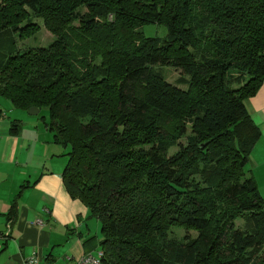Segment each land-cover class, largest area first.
<instances>
[{"label": "trees", "instance_id": "16d2710c", "mask_svg": "<svg viewBox=\"0 0 264 264\" xmlns=\"http://www.w3.org/2000/svg\"><path fill=\"white\" fill-rule=\"evenodd\" d=\"M42 26L55 40L21 49ZM263 82L264 0H0V101L49 110L103 264H264L246 106Z\"/></svg>", "mask_w": 264, "mask_h": 264}, {"label": "crops", "instance_id": "0c3cea01", "mask_svg": "<svg viewBox=\"0 0 264 264\" xmlns=\"http://www.w3.org/2000/svg\"><path fill=\"white\" fill-rule=\"evenodd\" d=\"M246 106L261 132L247 169L264 196V82ZM0 109V264H76L100 250V222L63 179L69 149L39 115L7 102Z\"/></svg>", "mask_w": 264, "mask_h": 264}, {"label": "rangeland", "instance_id": "374dc122", "mask_svg": "<svg viewBox=\"0 0 264 264\" xmlns=\"http://www.w3.org/2000/svg\"><path fill=\"white\" fill-rule=\"evenodd\" d=\"M84 12H86V10H84ZM37 22H39V21L37 20ZM141 31L143 32L144 36L148 37V38L165 39L168 35L167 28L165 26H159V25H145L141 28ZM54 40H55V37L44 26H42L40 31L34 37H32L31 39L19 42V47L21 49H25V48H29V47H34V48L46 47L50 43H52ZM155 69L169 83L177 85L178 87H180L182 89H187V85H185L186 83L184 82V79L186 77H184L182 70H179V69H176L173 67H161V66H156ZM4 102L10 103L6 99H1V101H0L1 107L4 105ZM28 111H27V113H28ZM41 116L47 118L49 121L50 120L49 110L47 108H44L41 112L40 117ZM182 141L185 143V139ZM67 153H68V151L66 152V155H67ZM66 155H65V159H67V161H68V158ZM263 198H264V196H263ZM94 221H97V220H94ZM173 232L175 234L174 236H178V237H182L186 234V232L184 230H182V229L180 230L178 228H174ZM188 234L191 237L196 236V232H193V231L189 232ZM172 237H173V235H172ZM94 254L96 255L97 251H95Z\"/></svg>", "mask_w": 264, "mask_h": 264}, {"label": "built area", "instance_id": "2783aa9c", "mask_svg": "<svg viewBox=\"0 0 264 264\" xmlns=\"http://www.w3.org/2000/svg\"><path fill=\"white\" fill-rule=\"evenodd\" d=\"M112 19V16H110ZM40 223V222H39ZM11 232V225L9 224L8 226V233L10 234ZM104 256L103 251L100 249L97 251V254L95 255L94 253H89L84 255L82 258H80L76 264H103L102 258ZM38 262V259L33 257L29 260V264H35Z\"/></svg>", "mask_w": 264, "mask_h": 264}, {"label": "water", "instance_id": "95a60500", "mask_svg": "<svg viewBox=\"0 0 264 264\" xmlns=\"http://www.w3.org/2000/svg\"><path fill=\"white\" fill-rule=\"evenodd\" d=\"M40 109L37 108V107H32L29 111H28V114L31 115V116H38L39 113H40Z\"/></svg>", "mask_w": 264, "mask_h": 264}]
</instances>
